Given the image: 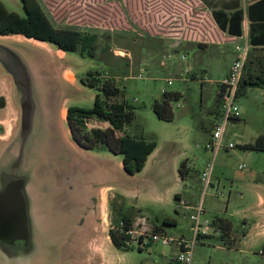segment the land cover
Instances as JSON below:
<instances>
[{
    "label": "rangeland",
    "instance_id": "374dc122",
    "mask_svg": "<svg viewBox=\"0 0 264 264\" xmlns=\"http://www.w3.org/2000/svg\"><path fill=\"white\" fill-rule=\"evenodd\" d=\"M2 1L9 10L25 14L21 0ZM38 2L55 26L96 34L93 57L72 51L65 52L60 60L74 78L72 83L64 84L68 93L64 111L69 105H93L97 88L79 80L87 71L100 72L120 89L109 102H123L133 110L132 119L116 135L125 132L156 142L144 168L133 175L123 170L119 154L82 149L70 137L61 141L60 152L53 147V170L71 174L74 179V188L68 192L71 198L80 194L82 200L89 189L106 194L100 243L93 248L103 251V261L96 264H169L170 257L178 251L174 243L146 240L139 248L134 241L129 248H116L107 241L108 229L118 223L121 213H127L131 220L145 217L149 226L161 227L168 236L192 240L190 215L199 204L203 208L200 222L206 220L208 225L206 233L195 239L191 264H264V234L258 229L264 220V205L259 203L258 190L249 186L247 178L253 171L256 181L264 183V151L243 147L264 135V86L241 88L236 99L239 119L227 121L215 154L205 148L222 113L220 83L236 55V42L211 37L216 28L207 2ZM201 41L205 45H200ZM47 47L51 52L56 49L54 45ZM250 50L247 71L264 77V49ZM52 56L53 53V59ZM164 90L180 94L171 101L172 120L159 119L152 109L153 101L160 100ZM58 123L62 135L67 134L65 119H58ZM86 125L88 130L109 127L96 118L87 119ZM182 162L187 169L184 178L179 173ZM211 162V185L205 188L202 172ZM147 185L150 191L159 189L164 196L159 200H136L133 192L137 188L143 191ZM176 191H180L181 200L176 198ZM181 201L189 208L184 209ZM165 216L176 223H163ZM216 217L230 222L228 235L217 228ZM65 257L67 250L63 249L62 258Z\"/></svg>",
    "mask_w": 264,
    "mask_h": 264
},
{
    "label": "water",
    "instance_id": "95a60500",
    "mask_svg": "<svg viewBox=\"0 0 264 264\" xmlns=\"http://www.w3.org/2000/svg\"><path fill=\"white\" fill-rule=\"evenodd\" d=\"M48 44L53 45L24 34L0 33V110H9L8 126L0 134V264L103 261V251L93 248L100 243L104 191L89 189L82 200L80 194L71 198V174L53 170V147L60 152L62 140L70 137L85 148L74 141L68 126L67 134L61 133L58 119L66 121L68 99L64 84L72 81L70 69L60 61L65 51L51 52ZM122 168L133 175L123 163ZM148 186L133 192L136 200L150 192ZM257 190L264 205V189ZM259 226L264 234V220Z\"/></svg>",
    "mask_w": 264,
    "mask_h": 264
},
{
    "label": "trees",
    "instance_id": "16d2710c",
    "mask_svg": "<svg viewBox=\"0 0 264 264\" xmlns=\"http://www.w3.org/2000/svg\"><path fill=\"white\" fill-rule=\"evenodd\" d=\"M25 10L22 16L19 13L9 10L4 2L0 0V33L2 34H24L53 44L56 48L65 52L78 51L82 57H93L96 34L82 32L78 29L57 27L47 16L38 0H21ZM80 83L89 87H95L98 93L95 95L91 107L79 105H69L66 108V123L74 141L85 149L91 151H108L119 154L122 157L124 169L131 174L140 172L146 163L147 157L156 147L155 141H147L143 138H136L128 133L116 135V131L122 130L124 124L132 119V107L121 102H109L111 96H115L120 89L108 77L100 72L87 71L80 78ZM245 86H264V77L248 73L242 75L238 94ZM242 88V89H241ZM222 89L220 84L219 97ZM160 100H154L152 109L159 119L172 120L173 111L171 101L178 99V92H162ZM237 94V95H238ZM96 118L99 121H106L109 127L93 128L88 130L86 121ZM239 118H233L237 120ZM247 150L264 151V135L257 136L252 142L243 144ZM185 162L179 168L182 177L187 174ZM128 225L132 220L127 213H121L120 219ZM118 220V221H119ZM164 223H171L164 220ZM214 223L223 234L228 235L231 224L228 220L216 217ZM154 231H159L154 228ZM108 235L112 244L116 248H127L124 246L123 234L112 229L108 230Z\"/></svg>",
    "mask_w": 264,
    "mask_h": 264
},
{
    "label": "built area",
    "instance_id": "2783aa9c",
    "mask_svg": "<svg viewBox=\"0 0 264 264\" xmlns=\"http://www.w3.org/2000/svg\"><path fill=\"white\" fill-rule=\"evenodd\" d=\"M248 51L249 49L247 44L237 46L236 56L231 64L228 75L221 83L222 89L220 93V99L222 104V113L215 126L213 127V130L211 131L209 142L205 145V148L211 149L214 154L221 146L227 121L233 118L240 117L236 99L238 96L237 94L239 84L243 75ZM168 83H170V81H168ZM228 146L231 147L232 144L229 143ZM242 167L243 166L241 165L239 166V168ZM212 168L213 164L211 162L207 164L206 168L202 172V180L204 181L205 188L211 185ZM182 205L184 206V209L189 208V205L185 202H182ZM193 209L195 210V212L190 215V219L193 221L192 240H187L183 237L177 238L168 236L163 231L148 230L145 227V220H141L140 224L137 223L135 226H133V224L128 225L123 220H119L117 224L110 225L109 229L123 234V243L127 248H129L134 241L138 243L139 248H141V245H144L148 242L146 240L160 242L161 244L174 243L178 247V251L170 258V264H191L195 239L200 234L206 233V227L208 225V222L206 220L200 222V217L203 212L201 204L193 207ZM137 227L139 228L137 229ZM261 254L264 255V247L261 249Z\"/></svg>",
    "mask_w": 264,
    "mask_h": 264
},
{
    "label": "crops",
    "instance_id": "0c3cea01",
    "mask_svg": "<svg viewBox=\"0 0 264 264\" xmlns=\"http://www.w3.org/2000/svg\"><path fill=\"white\" fill-rule=\"evenodd\" d=\"M205 1L210 7V16L212 19V23L216 28V30H214L215 32L214 36H211V37L218 38V39L219 38L227 39V40L236 42L235 50L238 45L247 44L248 49H249L248 55L251 51L250 49H253V50L260 49V48L264 49V0H205ZM238 39H241V40L239 41ZM199 44L205 45L203 41H201ZM60 51L61 53H64V51L62 50ZM248 55L246 58L244 71H243V74L245 77L249 73L246 67L247 61H248ZM230 67L231 65L227 68L221 80V83L227 77ZM67 77L72 82L74 81L72 71H69ZM101 122L105 123L104 127H107L109 125V123L106 121H101ZM254 173L253 171L252 172L249 171L248 173L247 178H249L248 180L251 181L249 186L264 189V183L256 181L257 179L254 177L253 175ZM105 196L106 194L104 192L102 195L103 201H104ZM163 196H164L163 193L160 192L159 189H155L152 192L150 191L148 193H142L141 195L138 196L137 200L140 201L141 199L146 198V197L159 200ZM175 196L176 198L181 200L180 191H176ZM259 198L260 197L258 194V200ZM182 202L183 201L180 202L181 205H182ZM141 220H145V225L147 226L145 227L148 230H154L153 226H149L148 223H146L147 221L145 217L143 216L135 217V220L134 219L132 220L133 226H135ZM164 220L171 222L167 224L176 223L175 219L168 217V216H165L163 218V223H164ZM155 227L158 228L159 231H162L161 227L154 226V228ZM108 239H109V242H111L110 237H108ZM169 264H170V259H169Z\"/></svg>",
    "mask_w": 264,
    "mask_h": 264
},
{
    "label": "flooded vegetation",
    "instance_id": "af4514ba",
    "mask_svg": "<svg viewBox=\"0 0 264 264\" xmlns=\"http://www.w3.org/2000/svg\"><path fill=\"white\" fill-rule=\"evenodd\" d=\"M69 28V27H67ZM3 95V89L0 86V96ZM8 106H6L4 109L0 110V134L5 132L7 128V122H8Z\"/></svg>",
    "mask_w": 264,
    "mask_h": 264
},
{
    "label": "bare ground",
    "instance_id": "6f19581e",
    "mask_svg": "<svg viewBox=\"0 0 264 264\" xmlns=\"http://www.w3.org/2000/svg\"><path fill=\"white\" fill-rule=\"evenodd\" d=\"M29 40H31V39H29ZM36 42H38V41H36ZM39 44H44L43 42H38ZM61 52V51H60Z\"/></svg>",
    "mask_w": 264,
    "mask_h": 264
}]
</instances>
